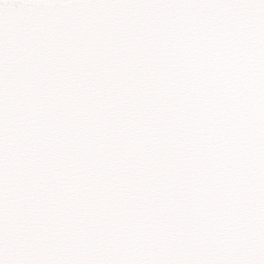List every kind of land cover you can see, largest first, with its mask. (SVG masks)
<instances>
[{
	"label": "snow or ice",
	"instance_id": "6c2138e0",
	"mask_svg": "<svg viewBox=\"0 0 264 264\" xmlns=\"http://www.w3.org/2000/svg\"><path fill=\"white\" fill-rule=\"evenodd\" d=\"M0 264H264V0H0Z\"/></svg>",
	"mask_w": 264,
	"mask_h": 264
}]
</instances>
